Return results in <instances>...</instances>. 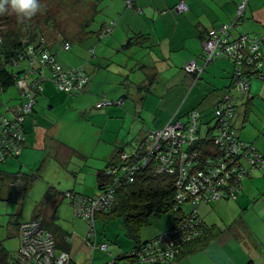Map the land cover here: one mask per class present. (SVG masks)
<instances>
[{
    "label": "crops",
    "instance_id": "1",
    "mask_svg": "<svg viewBox=\"0 0 264 264\" xmlns=\"http://www.w3.org/2000/svg\"><path fill=\"white\" fill-rule=\"evenodd\" d=\"M75 1L92 6L91 18L82 24L75 40L70 41L86 45L76 52L74 48L68 53L63 52L60 46L56 48L59 38L56 39L54 34L49 36L54 39L50 45L64 71L78 67L86 70L89 76L87 89L78 97H70L56 93L49 79L43 85L35 111L24 124L26 140L23 149L18 157L10 158L0 166L3 176L19 172L36 175L33 185L39 178L47 176L46 183L42 186L38 183L36 187L41 190V200L51 186L61 192L87 197L98 195L97 174L110 161L133 153L151 131L164 128L170 121L185 122L193 109L210 118L217 97L233 84L234 65L226 59L206 64L202 59L203 44L210 30L238 20V6L242 0H134L131 8L127 7L129 0ZM183 1L188 11L177 14L175 8ZM99 14L106 18L97 20ZM86 24H90L95 32L111 27V35L98 40L96 34L88 35L82 30ZM230 35L233 38L241 35L264 38V0H248L242 20L232 28ZM137 37L141 39L137 40ZM133 38L137 44L127 46L129 39ZM192 62L203 69L198 76L189 75L184 70ZM49 71L44 74L50 78ZM256 79L250 82L253 99L248 106L246 97L239 95L233 125L239 140L264 155V121L256 130H244L247 128L248 107L253 106L255 97L264 99V89L260 91L264 81ZM46 84H51L53 89L49 87L45 91ZM260 84L262 86L258 89ZM13 97L10 96V104L7 105L6 100L0 104V114L9 120L14 117L13 109L21 104L18 97L15 102ZM101 102L108 104L97 109ZM255 132L258 134L255 137L250 134ZM263 171L253 172L251 178L242 182V191L233 201L232 211H249L251 201H256L263 213L258 209V217L264 224ZM21 196L26 198L23 194ZM63 203L72 208L63 200L57 207L51 206L54 209H50L49 215L55 212L59 219H63L58 214ZM187 207L189 209L190 205ZM18 213L20 215V211ZM198 213L205 223L209 205H200ZM64 221L67 222V217ZM250 227L249 219L245 223L242 220L239 226L245 231ZM233 231L237 237V229ZM72 238L73 247H76V236L73 234ZM222 260L214 255L213 263Z\"/></svg>",
    "mask_w": 264,
    "mask_h": 264
},
{
    "label": "trees",
    "instance_id": "2",
    "mask_svg": "<svg viewBox=\"0 0 264 264\" xmlns=\"http://www.w3.org/2000/svg\"><path fill=\"white\" fill-rule=\"evenodd\" d=\"M133 2L129 5L127 1V7L131 8ZM247 7H248V3H247ZM243 16L241 17L240 20H242ZM227 25H231V24H226L223 26H227ZM223 26L213 30L219 31ZM82 30L87 32L88 35L93 36L96 34L97 36L96 38L98 40L99 39L104 40L106 37L111 35V27H107L105 29L99 30L98 32H95V29H92V26L90 24H86V26L83 27ZM38 32L31 31L30 28L27 26L23 31H21L20 29L19 32L11 31L8 33H0V93L7 92L14 87L17 88V90L18 89L20 90V84L26 82L29 87L35 86L36 89L38 86H40V88L42 89V92L36 98V102H37L38 98L43 93L44 90L43 85L49 79L53 83L57 92H60L57 89L54 82L51 80L52 65H46L47 64L46 59L50 57L53 58L52 60L53 63L58 64L56 60V55L52 51V46L47 41L46 37L43 35L39 36ZM209 32L207 33L205 40L207 39ZM242 36H252V35H241L234 39H238ZM252 37H256V36H252ZM256 38L261 43L260 48L263 55L261 59L262 67L257 72L256 77L252 79L257 78L261 81H264V75L262 74V69L264 66V49H263L264 39L258 37ZM138 39H141V37H137V40ZM137 40L136 38L129 39L127 46L136 45ZM58 44L60 46L61 51L63 52H70L71 49L73 48V44L70 41L68 42L62 41ZM65 44L69 45V49L63 48V45ZM90 53L94 54V51L90 50ZM35 55L36 57H34ZM204 55H205V51L203 47L202 59ZM33 57L34 59L32 60ZM42 60H44V62H42ZM229 62H231L234 65L232 61ZM48 69L50 70L48 73V76H50V78L47 77V74H44V71L46 73V70ZM64 72L65 73L75 72L76 74L83 72L86 78L88 79V82L81 93L75 95H71L70 93H65V92H60V93H64L66 95L70 94L69 96L71 97H78L84 94L89 83V76L86 70L83 67H78L73 70L64 71ZM252 79L250 78V82ZM230 88L223 91L222 94L217 97L216 102L213 103L212 111L211 114L209 115L210 118H206L202 111L198 109H193L187 114L186 122L173 121V120L170 121L164 128L160 130L151 131L148 134L147 138L144 140V142L141 143L139 149L134 151L129 157L123 159L121 156L120 158H117L114 161H110L105 167V169L100 170L99 173L97 174V184L99 190L98 195L94 197H87L71 192H61L51 186L47 191L44 199L37 205L34 214L31 217V220L27 222H19V220L13 219L14 225L16 226L18 250L15 256L11 257L10 254H8V252L6 251L3 244L0 242V264H20L19 258L21 252V241L19 237V231L21 227L33 223L39 224L41 226L42 231L52 236V239L54 241V247L52 252L53 255L56 256V258L61 254H65L69 257L70 264H75L73 259L71 258V247H70L71 236L69 232L59 225L60 219L57 217L55 212L49 215L50 209L51 210L54 209L51 206L56 205L57 207L59 204H61V202H63V200L65 201L68 200V202L72 205L74 217L81 219L83 222H85L88 225L89 232L87 237L85 238V243L88 247L93 248V252L100 251L101 253L112 255L109 252L110 246L107 243L98 244L96 242L97 218L102 217L107 222L117 219L123 220L127 231V235L131 240L135 241L134 242L135 245L134 248H132L129 252L126 253L125 256L114 258L110 262V264H117V262L122 259H129L134 264H178L179 262L188 258V256L194 254L195 252L199 250H203L202 248H204V246H207V244L210 243L211 241H215L217 238H219V236L221 234H224L225 232L223 233V231H221L220 228H218L215 225L209 226L205 224L200 219L198 213L200 205L202 204L211 205L213 201H201V200L195 201V199L191 198L189 195L188 197H186L184 202L178 203L177 196L180 194L181 191L178 187L179 176L177 172L170 174L166 171H162V172L158 171L153 161H146V160L144 161V159L149 158L148 146H151L150 144L151 139L149 138V135L151 133H155L159 131L161 132L170 124H174L177 122L183 123V125L186 126L187 128L189 123V115L192 112H196L198 115L197 134L200 136L201 141L198 144L197 143L191 145H188L189 143L186 144L184 148L183 147L181 148V152L184 154H190V153L192 154L194 151L197 150L201 152H203V150L204 151L209 150L210 149L209 145L211 144L210 146H213L212 145L213 142L210 143L208 139L211 138L209 136L212 134L211 132H214L216 128L215 126L217 125V121H218L215 115V110L218 108L217 103L221 102L224 99L225 95H231L234 98V102L236 104L235 107L237 108V101L239 99L240 93L233 90V84ZM35 89L33 87V90ZM22 95L23 93L21 92V99H18L19 103H21L18 107L21 108H23V106L27 104L26 98ZM240 95L241 97L243 96L242 94ZM243 97L244 98L246 97V100L249 101L247 104L248 106L253 99L250 94V89H249V96H243ZM101 104H103L101 108H97V107L96 108L102 109L108 103L101 102ZM35 106L32 109V112L29 114H23L22 112L14 108L13 114L15 113L16 115H14L13 119L9 120L6 118L7 121L9 120V122H14L15 118L17 117V114H19V117L21 118V122H19L18 124L21 123L20 130L22 131L23 141L17 143L12 138L7 139L5 138V136L0 135V147L3 152L11 151L15 147L17 148V152H8L6 154L7 157L3 158V160L0 162V166L5 164L10 158H15L19 156L26 140L24 124L27 121V119L30 116H32L33 112L35 111ZM235 115H236V110H235ZM4 117L5 116H3V118ZM235 131L237 132L236 129ZM172 144L173 142L164 143L163 148L172 146ZM245 164L247 165L248 169H251V167L247 163ZM255 171L258 170H252L251 175L247 178H251L252 173ZM36 177L37 176L34 174H24L21 172L11 176L6 174L5 176H3V174H1L0 172V201L11 200L13 196L18 195V193L20 195L23 194V196L26 197V194L29 192L30 187H32ZM241 191L242 188L236 194L235 199L225 197L220 199L219 201H216L215 203L221 201H236L238 198L237 196ZM5 194L7 195L6 199L3 198ZM67 194L76 197L86 198V199H92V198L95 199L99 196H104L107 200V205L105 206L106 207L105 209L97 212L91 221H87L77 216L76 210L74 208V203H72L70 199L66 198ZM9 195L11 196L9 197ZM189 205L190 208L186 210L185 208ZM169 213H174L176 215L174 219L175 224L172 228H170L161 235L149 241L139 240V235L141 230L144 227L149 226V220L152 216H156L160 218L161 216ZM190 215H194L195 218L198 221H200V225L196 229L197 235L192 239H190L189 241L183 243L179 248L177 249L174 248L177 251L175 250L176 254L174 253L175 255L173 258H165V255L157 256V254H153L157 249L160 250L166 249L163 241L164 236L169 235V237H172L177 227L180 226L182 221ZM16 217H19V215H16ZM239 220H235L230 225V232H232L233 235H235L234 233L235 231L233 230L237 229V232L240 230L239 226L242 223V220L241 219ZM58 238H60L61 241ZM154 243H157V245H152ZM103 245L107 246L106 251H103L101 249V246ZM149 245H152L151 247L155 250L153 251L151 248L150 249L152 250L150 251L151 254L147 256V258H143L146 255L144 253L141 258L140 255L142 249L145 246H149Z\"/></svg>",
    "mask_w": 264,
    "mask_h": 264
},
{
    "label": "built area",
    "instance_id": "3",
    "mask_svg": "<svg viewBox=\"0 0 264 264\" xmlns=\"http://www.w3.org/2000/svg\"><path fill=\"white\" fill-rule=\"evenodd\" d=\"M132 2L133 0H129L128 4L130 5ZM247 3L248 0H242L238 6V20L234 24L223 26L219 31L211 30L203 44L205 51L203 60L206 64L220 58L234 63L233 90L243 96H249L250 78L256 77L257 72L261 69L263 56L260 48L261 43L256 37L242 36L234 39L230 35L232 28L238 26L247 8ZM175 11L178 14L186 13L188 7L183 1L177 5ZM63 48L69 49V45L65 44ZM52 60V57L47 58L46 65H52L51 80L57 89L71 95L81 93L88 82L84 73H65ZM184 70L189 75L197 76L203 72V69L201 70L195 62L186 65ZM33 87L35 89V86L29 87L26 82L20 84L22 96L26 98L27 104L23 108L15 109L23 114L32 112L36 98L42 92L40 86L35 90ZM217 105L215 115L218 121L214 132H211L212 134L209 136L211 138L208 139L210 143L213 142V146L209 145V150H203V152L197 150L192 154L181 152V148H184L186 144H198L201 141L197 134L198 115L196 112L190 113L187 128L183 123L177 122L170 124L161 132L149 135L151 139V146H148L149 158H145L144 161H153L158 171H166L170 174L177 172L179 176L178 187L181 191L177 196L178 203L184 202L189 195L195 201L216 202L225 197L235 199L236 194L242 188L243 180L251 175L252 170L264 169V155L259 154L252 146L239 140L237 132L233 128L236 110L233 96L225 95L224 99ZM102 106L103 104H100L97 108ZM14 115L16 114L14 113ZM19 122H21L19 114H17L14 122L7 121L6 117L3 118V115L0 114V135L7 139L12 138L17 143L22 142L23 136ZM169 142H173L172 146L163 148V144ZM4 152L0 147V162L4 157H7L8 152H17V148ZM245 163L251 169H248ZM66 198L74 203L77 216L87 221H91L95 214L105 209L107 205L104 196L86 199L67 194ZM199 225L200 221L194 215L188 216L177 227L172 237L164 236L163 241L166 249H157L153 254L173 258L177 248L197 235L196 229ZM19 237L21 241L20 264H70L67 255L61 254L57 258L53 255L54 241L52 236L42 231L39 224L33 223L21 227ZM152 245H157V243ZM152 245L142 249L141 258L144 253L146 255L143 258H147L151 254L150 251L155 250L151 247ZM151 248L152 250H150ZM101 249L106 251L107 246L103 245Z\"/></svg>",
    "mask_w": 264,
    "mask_h": 264
},
{
    "label": "rangeland",
    "instance_id": "4",
    "mask_svg": "<svg viewBox=\"0 0 264 264\" xmlns=\"http://www.w3.org/2000/svg\"><path fill=\"white\" fill-rule=\"evenodd\" d=\"M40 3L43 6L42 12L37 14L31 20L20 21L10 9L5 13L0 14V33H8L11 31L19 32L20 29L23 31L28 26L31 31H39V36H45L47 41H49V44L54 41V39L51 40V37H49L52 36L51 34L57 35L56 39L57 37L59 38L57 41L58 43L62 42V39L72 42V39L75 40L76 36L80 34L82 24H85L86 19L89 20V18H91L92 6L90 3L83 4L79 1L76 2L75 0H40ZM96 18L97 20H101L106 17L99 14ZM260 38L262 39V37ZM85 45L86 43L81 45L74 43V52L82 49V47L84 48ZM56 48H59V44ZM45 86V91H48L49 87L53 89L51 84H46ZM261 86L262 85L260 84L258 89ZM263 89L264 86L260 88V91ZM21 92V90H17V88L14 87L7 92L0 93V104H2L4 100H6L7 105L10 104V96H14V102L17 97L18 99H21ZM56 93L60 92H57L56 90ZM45 94H43V97ZM248 108L250 109L247 114V128H244V130L251 128L256 130V127H260L261 124L263 125L264 99H261V97H255L253 100V106ZM241 111L242 116H244V106L241 108ZM250 134L254 137L258 135L256 132ZM128 154L131 155L132 153H127V155L124 154L122 155V158L126 159ZM39 168L40 166L37 169ZM261 174L264 175V171ZM48 179L47 176L39 178V181L33 185L32 190L28 192L25 199H23L18 193V195H14L11 200L0 201V242L11 257L15 256L18 250L16 226L14 225L13 219L19 220V222H27L31 220L37 205L42 201V196L40 195L39 197L41 190L36 187L38 186V183L40 186L44 185V182L46 183V180ZM79 185L81 188L83 187L82 183ZM66 201L68 202V200ZM232 204H234L233 201H221L218 203L213 202L209 205V213L205 224L209 226L215 225L226 234L224 233L221 235L216 241H211L207 244L208 246L202 248L203 250L195 252L178 264L264 263V224L261 223L263 221H260L257 214L258 209L260 213H262L258 202L252 200L250 205L251 209L246 211L241 207V212L237 210L232 211ZM72 209L73 208L71 207H67L66 203H63L58 214L63 218L59 220V222H61L60 224L71 236L70 247H73V234L76 236L77 245L76 247H73V251L71 252V258L75 264H110L114 258L125 256L127 252L134 248L135 241L128 237L123 220L117 219L107 222L104 218L98 217L96 220V242L98 244L107 243L110 246L109 252L112 255H107L100 251L93 252V248L88 247L85 243V238L89 232L88 225L81 219L75 218ZM187 209L188 207H186V210ZM19 211L20 215L19 217H16V215L19 214ZM175 216L174 213L163 215L160 218L152 216L149 220V226L144 227L141 230L139 240L149 241L161 235L164 231L169 230L175 224ZM66 217L67 222L64 221L66 220ZM239 219L243 220L244 223L246 219L251 220L252 227L247 229V231L241 229L236 233L237 237H235L232 232H230V225L235 220ZM60 238L58 239L60 240ZM214 255L215 257H221L223 260L221 262L213 263ZM117 264L134 263L129 259H122L119 260Z\"/></svg>",
    "mask_w": 264,
    "mask_h": 264
},
{
    "label": "clouds",
    "instance_id": "5",
    "mask_svg": "<svg viewBox=\"0 0 264 264\" xmlns=\"http://www.w3.org/2000/svg\"><path fill=\"white\" fill-rule=\"evenodd\" d=\"M11 10L20 21L31 20L41 13L43 6L40 0H0V14Z\"/></svg>",
    "mask_w": 264,
    "mask_h": 264
}]
</instances>
